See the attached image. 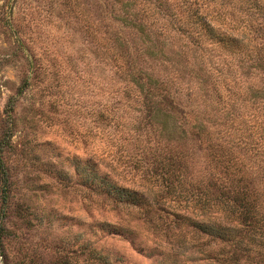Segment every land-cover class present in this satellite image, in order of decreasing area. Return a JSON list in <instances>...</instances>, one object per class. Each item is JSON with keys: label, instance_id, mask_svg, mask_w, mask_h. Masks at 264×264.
Listing matches in <instances>:
<instances>
[{"label": "rangeland", "instance_id": "374dc122", "mask_svg": "<svg viewBox=\"0 0 264 264\" xmlns=\"http://www.w3.org/2000/svg\"><path fill=\"white\" fill-rule=\"evenodd\" d=\"M99 12L97 0H0V264H247L186 223L221 219L213 203L232 193L213 185L201 139L152 133L157 121L100 60ZM87 158L150 204L85 182Z\"/></svg>", "mask_w": 264, "mask_h": 264}, {"label": "trees", "instance_id": "16d2710c", "mask_svg": "<svg viewBox=\"0 0 264 264\" xmlns=\"http://www.w3.org/2000/svg\"><path fill=\"white\" fill-rule=\"evenodd\" d=\"M97 1L102 63L130 84L147 119L157 121L153 134L177 127L201 139L219 168L213 185L232 193L213 203L221 219L185 215L186 223L233 243L232 262L264 264V0ZM236 74L244 85L235 87ZM172 107L178 124L170 121ZM85 164V182L114 200L150 204L142 189L99 172L89 158Z\"/></svg>", "mask_w": 264, "mask_h": 264}]
</instances>
